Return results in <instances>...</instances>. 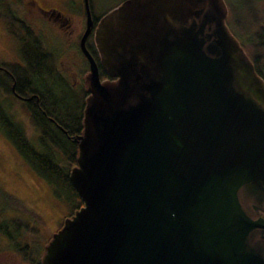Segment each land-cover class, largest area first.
Returning a JSON list of instances; mask_svg holds the SVG:
<instances>
[{
    "label": "water",
    "instance_id": "obj_1",
    "mask_svg": "<svg viewBox=\"0 0 264 264\" xmlns=\"http://www.w3.org/2000/svg\"><path fill=\"white\" fill-rule=\"evenodd\" d=\"M70 179L42 264H264V77L226 0H123L94 25ZM257 230L260 233L257 234Z\"/></svg>",
    "mask_w": 264,
    "mask_h": 264
},
{
    "label": "trees",
    "instance_id": "obj_2",
    "mask_svg": "<svg viewBox=\"0 0 264 264\" xmlns=\"http://www.w3.org/2000/svg\"><path fill=\"white\" fill-rule=\"evenodd\" d=\"M98 1L102 2L90 0L95 22L120 2L109 4L103 13L97 14L95 4ZM226 1L229 7L227 23L245 47L258 73L264 77V0ZM35 4L41 11L44 10L36 0H0V20L17 39L20 54L18 61L0 59V129L34 170L52 184L56 196L69 205L68 215H71L83 204L69 171L76 163L78 146L73 136L82 131L89 91L84 85H75L62 72L60 53L48 44L43 30L26 17L28 7ZM86 44L100 64L93 31ZM78 47L86 67H89V60L79 43ZM100 72L103 78L109 76L101 64ZM22 110L28 112L31 126L24 120ZM11 207L24 211L14 204ZM2 211L0 207V214ZM32 212L28 214L29 219L19 214L2 219L0 230L6 234L10 246L25 264H42L45 242L52 233L48 238L39 240L38 214ZM40 217L41 222L46 223L41 214ZM62 224L63 221L59 227ZM36 236L39 239H34Z\"/></svg>",
    "mask_w": 264,
    "mask_h": 264
},
{
    "label": "rangeland",
    "instance_id": "obj_3",
    "mask_svg": "<svg viewBox=\"0 0 264 264\" xmlns=\"http://www.w3.org/2000/svg\"><path fill=\"white\" fill-rule=\"evenodd\" d=\"M117 1L119 0L98 1L95 4V12L101 14L109 7V4L116 3ZM122 1L123 0H120L119 4ZM36 2L44 9L42 11L54 8L63 14L72 16L76 21L77 25L75 32L68 34L65 31L66 29L57 26L52 17L42 14V11L36 4L29 6V9L25 12L26 17L35 23L38 29L43 30L44 37L48 44L54 49H57L60 53L59 66L62 72L66 74L75 85L78 84L79 87L84 85L80 80H84V75L86 76L89 67H86V61L78 47V43L80 44L81 40L79 35L81 32L82 34L84 33L87 23L84 0H36ZM119 4L111 7L109 10ZM101 18L102 16L99 19ZM78 31L79 34L76 36L75 33ZM0 59L8 61L20 60L19 43L7 30L2 20H0ZM22 114L24 120H27L28 124L31 126L28 112L22 110ZM20 200L24 202H18ZM12 204L17 207L20 206V210H24L25 212L18 211L11 207ZM0 207L3 210L2 214H0V221L13 214H19L29 219L30 217L28 214H32V211H35V214H38L39 222L36 223H38L37 227L39 229L40 239L37 236L34 239H39L40 241L48 238L51 233L53 234V232L59 228L60 223L62 221L64 222L65 217L68 216L70 211L69 205L56 196L52 184L43 175H40L34 170L33 166L22 156L17 147L1 129ZM40 214L46 220V223L41 222ZM35 221H37L36 217ZM0 251V264H25L21 257L13 250L12 246H10L8 237L1 230Z\"/></svg>",
    "mask_w": 264,
    "mask_h": 264
},
{
    "label": "flooded vegetation",
    "instance_id": "obj_4",
    "mask_svg": "<svg viewBox=\"0 0 264 264\" xmlns=\"http://www.w3.org/2000/svg\"><path fill=\"white\" fill-rule=\"evenodd\" d=\"M42 14L44 15H48L49 17H52L54 22H56L57 26L63 29H66V33H72L75 32L76 30V21L73 19L72 16L63 14L61 12H57V11H53L51 10H47V11H42ZM59 20V21H57ZM100 19L96 20V22L94 21V25H93V33H95V29L98 26ZM79 34V31L75 33V35L77 36ZM67 38V37H66ZM85 75H84V80H80L81 82H83L84 86L86 87V82H85ZM78 85V84H76ZM87 97V96H86ZM250 201L247 204V207L249 208L250 213L254 216V217H258V216H264V204H260V207L256 206V202L251 199L248 198ZM260 233V230H257V234ZM1 252V251H0Z\"/></svg>",
    "mask_w": 264,
    "mask_h": 264
}]
</instances>
